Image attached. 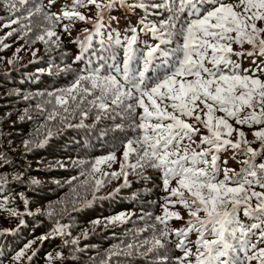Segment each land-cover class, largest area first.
<instances>
[{"label":"snow or ice","instance_id":"snow-or-ice-1","mask_svg":"<svg viewBox=\"0 0 264 264\" xmlns=\"http://www.w3.org/2000/svg\"><path fill=\"white\" fill-rule=\"evenodd\" d=\"M54 2L49 0L50 5ZM30 3L32 0H3L10 17L3 27L20 25L23 19L27 23L22 27L31 31L32 18L39 15L43 34L37 39L45 41L46 36H57L54 29L63 20L70 22L63 25L65 32L70 31L75 21L92 22L80 11L89 6L96 8L95 27L99 30L104 11L117 3L126 5L127 0H107V3L104 0H74L59 14L45 11L47 6L43 3L27 7ZM132 7L147 9L149 5L139 0ZM150 7L163 8L169 13L159 27L144 26L159 43L147 46L137 57L133 47L136 37L132 36L125 46L123 65L116 68L122 73V79L112 74L101 75L96 70L79 75L70 87L60 90L61 95H49L55 96L56 104L62 106L68 105L69 100L76 102L77 107L86 102L99 110L97 119L102 113L109 119L120 116L129 122L136 135L124 144L121 171L103 175L114 178L124 175L126 179L125 168H151L161 172L163 188L169 192V197L162 205L163 215L155 219L164 228L159 238L139 245L145 248L142 255L166 248L173 243L169 237L174 234L175 247L183 253L175 258L176 264H251L252 261L264 264V247H259L264 244V79L261 78L264 77V60L252 68H242L238 59H233L245 55L264 58V26H258L264 24V0H164ZM88 31L84 29L85 33ZM85 39L91 40V35ZM173 39H178L177 47L161 48L162 44H171ZM234 44L241 48L248 44L252 51L237 52ZM81 47H85L83 42ZM160 57L165 59L158 65L156 61ZM150 71L157 74L149 77L146 74ZM88 96L93 99L88 100ZM137 109L142 111L137 112ZM68 110L64 107L65 112ZM217 112L224 115L217 116ZM81 114L86 117L88 112ZM56 115L50 113L48 120L56 119ZM189 119L195 123H189ZM230 120L235 121V125ZM197 125L206 129L208 135H202L194 148V136L200 133ZM245 126L255 128L253 135L260 144L258 149L246 138L242 130ZM234 132L237 133L235 140L231 138ZM50 135L46 132V139ZM37 146L43 143L38 141ZM229 150L233 152L232 159L239 158V171L228 168L227 160L223 161L224 167L218 163L220 154ZM133 158L135 162L130 163ZM116 159L114 153L97 159L92 173L100 172L101 164ZM221 173L223 179L219 178ZM93 179L94 189L99 191L104 181ZM176 204L186 209L189 216L181 229H171L168 225L171 218L183 219L179 211L169 208ZM241 211L254 222L244 225L239 220ZM12 214L16 215L14 210ZM126 218V214H119L108 218V222L116 224ZM93 224L99 225L101 221ZM257 231L258 238L253 242L251 237L256 236ZM53 232L63 235V226L58 225ZM191 233L198 237L193 245L195 251L189 246ZM38 239L43 241L48 237ZM34 243L35 240L26 244L15 259L24 256ZM136 247L129 243L126 245L128 252L113 251L109 259L131 255ZM241 253L243 260L239 258ZM163 259L167 260V256Z\"/></svg>","mask_w":264,"mask_h":264},{"label":"trees","instance_id":"trees-1","mask_svg":"<svg viewBox=\"0 0 264 264\" xmlns=\"http://www.w3.org/2000/svg\"><path fill=\"white\" fill-rule=\"evenodd\" d=\"M36 2L47 6L45 11L57 13L54 10L56 7H50L49 0ZM104 2L107 3V0ZM138 2L127 0L126 5L117 3L104 11L99 30L95 27L96 8L91 6L92 13L88 17L92 22L79 21V28L70 27V31L65 32L63 25L68 23L61 21L54 29L57 36H46L45 42L37 39L43 34L39 15L33 18L31 31H26L22 23L14 24L11 28L3 27L10 17L0 0V193H5V196H8L6 193H28L27 204L34 213L33 216L24 217V234L15 241V245H22L16 252H10L9 257L0 254V264H9L26 244L33 240L41 241L38 239L41 236L48 237L43 240L45 253L36 258L31 255L26 264H176L175 258L183 255L175 247L177 238L174 234L169 237L173 243L158 252L142 255L145 248L139 247L148 241L146 238L160 236V230L164 228L160 229L154 216H151L153 212L163 215L161 172L151 168H125L126 179L124 175L115 178L103 175L121 171L124 144L136 135L129 122L120 116L109 119L102 113L101 118L97 119L99 110L86 102L77 107L76 102L69 100L68 105L62 106L56 104L55 96L49 95H61L60 90L70 87L79 75H88L96 70L101 75L112 74L122 79V73L117 72L116 68L122 67L125 46L132 36L136 37L133 47L137 57L147 50V46L159 43L144 26L154 24L159 27L168 18L169 13L163 8L150 7L152 3L162 4L164 0H143L149 5L147 9L132 7ZM73 3L74 0L71 1ZM124 11H128L133 19L132 23L127 21L125 24L127 32L120 30L117 23L121 15L126 17ZM13 27L16 31L8 36L7 33L13 31ZM85 28L89 30L88 33L84 32ZM115 29L117 31L114 32ZM87 35H91V40L85 39ZM118 40L120 43H117ZM81 42L85 47H81ZM177 43L178 39H173L171 44H162L161 48L169 50L177 47ZM233 48L237 52L252 51L248 44L243 48L234 44ZM164 59L160 57L156 63L162 64ZM233 59H238L242 68H252L264 60L262 57L246 55ZM156 74V71H150L146 75L154 77ZM87 99L93 97L88 96ZM64 107H68V112L64 111ZM139 111L142 110L137 109ZM52 112L57 114L56 119L48 120ZM82 112H88V115L85 117ZM216 115L222 116L224 113L217 112ZM188 122L195 123L191 119ZM230 122L235 125V121ZM197 126L200 127V133L194 136V148L200 143L202 135H208L206 129ZM242 130L247 133L246 138L253 141L251 146L258 149L260 144L253 135L255 128L245 126ZM46 132L51 133L47 139ZM231 138L237 139V133L234 132ZM38 141L43 146H37ZM113 153L117 158L115 161L101 164V171L92 173V165L97 159ZM232 156L231 150L222 152L218 163L224 167L223 161L227 160L228 168L239 171V158L234 160ZM134 162V158L130 159V163ZM107 166H110L109 171ZM93 177L104 181L99 191L94 189ZM219 178L223 179L222 173ZM256 190L260 191L259 188ZM70 193L104 194L79 197L77 200L80 202L71 217V228H67L55 223L56 218L52 214L46 215L45 210L61 199L69 201ZM19 198L21 195L14 198L15 206L22 205ZM119 214H126V220L116 224L108 222V218ZM188 219L172 222L169 227L184 228ZM96 220H100L101 224L94 225ZM239 220L244 225L254 222L252 218L244 216L243 211L239 213ZM58 225L63 226V235L53 232ZM146 230L149 233L144 234ZM197 238L196 233H191L188 239L192 243L189 246H193ZM257 238L258 231L251 239L255 242ZM129 243L137 245L131 255L122 254L109 259L113 251L123 249L128 252L126 245ZM259 247H264V244ZM164 256H167V260L163 259ZM239 258L243 260L242 253ZM251 264L257 262L252 261Z\"/></svg>","mask_w":264,"mask_h":264},{"label":"rangeland","instance_id":"rangeland-1","mask_svg":"<svg viewBox=\"0 0 264 264\" xmlns=\"http://www.w3.org/2000/svg\"><path fill=\"white\" fill-rule=\"evenodd\" d=\"M3 1V0H2ZM48 1V0H46ZM71 1L73 0H68L67 2L64 0H55L53 4L50 5V7L53 9V7H56L54 10L57 11V14L61 13L66 6L72 5ZM32 4H39L36 2V0H32V3L28 5L27 7H32ZM81 12H83L85 15L90 16L92 13V7L89 6V8H81ZM124 14H126V17L124 15H121L119 17V20L117 21L118 23V28L120 30H124L127 32L126 29V22L130 21L131 23L133 22V19L131 15L129 14L128 11H124ZM19 15V13H17ZM26 15V13H25ZM35 17V16H34ZM33 17V18H34ZM32 18V20H33ZM66 21L68 24L70 23L67 20H63L62 22ZM21 23H27L23 19H21ZM81 23V21H80ZM79 21H75L74 23L71 24L70 27L77 29L80 26ZM140 23V22H139ZM33 22L31 21V25L33 27ZM14 29V27H13ZM129 29V28H128ZM16 30V29H15ZM117 31L116 29L114 32ZM119 35V34H118ZM117 35V36H118ZM246 133V132H245ZM247 134V133H246ZM252 135V134H251ZM118 165H120L118 163ZM108 171L110 170V166H107ZM172 186H175V181H173ZM164 195V199L161 201V206L165 202V198L169 197V192H166L163 188L162 192ZM8 196H5V193H0V254L2 256H10V252H16L18 247L22 245V243H19L18 245H15V241L19 235H23V228L26 227V224L24 223V217L27 216H33V210L32 208H29L28 200H29V194L28 193H21V194H16V193H6ZM96 194H104V193H70V200H59L52 206L46 208L45 214L48 215L51 213L54 218H56L55 223H59L63 226H66L67 228H71V217L75 213L74 208L75 206L80 202L77 200L79 197H90ZM21 195V198L19 200L21 201L22 205L21 206H15L16 200L14 198H18V196ZM7 198V200H5ZM175 199V198H172ZM21 209H20V208ZM23 208V209H22ZM90 208V207H89ZM170 210L172 211H179L180 214L183 216V219L181 221H184L185 219L189 218L188 212L186 209H184L181 205L176 204L175 206L169 205ZM12 210L15 211L16 215L12 214ZM31 213V214H29ZM203 214V213H201ZM151 216H154V219L157 216H161L160 212L156 213L153 212ZM150 217V216H149ZM172 219V218H171ZM156 220V219H155ZM170 220V219H169ZM168 220V221H169ZM21 221V222H20ZM180 220L173 219L168 222V225L171 224L172 222H177ZM17 223L16 225H14ZM157 225H159L160 229L161 227H164V225L160 224L159 221L156 220ZM13 225V226H12ZM149 233V230L144 231V234ZM154 237L151 238H146L149 242L153 240ZM159 238V236H157ZM44 241H35L34 244H32L31 248L26 251V254L22 256L19 260L15 259L16 255L14 258L10 260L9 264H23L25 262L28 263L30 260L31 255L33 258L38 257L45 253L44 250ZM24 249V248H22ZM32 251H34L32 253ZM32 253V254H31Z\"/></svg>","mask_w":264,"mask_h":264}]
</instances>
